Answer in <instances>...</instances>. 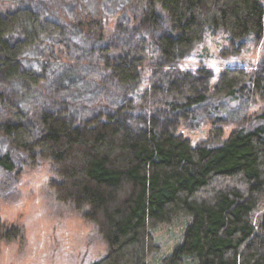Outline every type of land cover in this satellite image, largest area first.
Listing matches in <instances>:
<instances>
[{
	"label": "trees",
	"instance_id": "16d2710c",
	"mask_svg": "<svg viewBox=\"0 0 264 264\" xmlns=\"http://www.w3.org/2000/svg\"><path fill=\"white\" fill-rule=\"evenodd\" d=\"M14 1L15 7L0 13V142L8 148L0 155L1 172L16 168L11 150L31 164L50 161L58 178L49 184L57 199L94 223L108 244L93 264H148L161 250L153 230L183 216L188 223L179 241L158 264H264V212L258 213L264 197V112L227 137L215 127L217 144H193L142 112L151 90L137 89L145 69L185 56L208 25L225 28L233 39L263 36V4ZM106 3L117 7L118 33L112 37L103 21ZM132 48L135 55L125 51ZM185 83L190 80L180 85ZM245 85L263 96L264 63L248 74L226 69L206 92L229 103ZM187 90L181 95L185 108L205 107L206 92L192 96ZM34 91L40 103L32 116L31 108L12 106ZM21 235L20 228L6 229L0 217V240Z\"/></svg>",
	"mask_w": 264,
	"mask_h": 264
},
{
	"label": "rangeland",
	"instance_id": "374dc122",
	"mask_svg": "<svg viewBox=\"0 0 264 264\" xmlns=\"http://www.w3.org/2000/svg\"><path fill=\"white\" fill-rule=\"evenodd\" d=\"M259 1L264 6V0ZM14 2L0 0V13L15 7ZM116 8L106 3L108 16L103 21L108 37L118 33L119 21L114 15ZM127 26L134 28L129 23ZM135 49L125 51L135 55ZM37 55L34 54L32 59ZM263 63L264 35L257 37L252 33L233 39L225 28L208 25L203 37L185 56L173 63L143 71L137 89L151 91L140 108L160 127L172 126L193 144L207 140L217 144L214 138L217 131L213 129L221 127L223 137H227L233 129L248 125L252 120H246L251 115L264 112V94L255 96L251 87L245 85L237 89L236 101L225 103L206 89L214 87L226 69H242L248 74L256 72ZM188 72L190 83L181 86L180 82L187 81L183 74ZM171 82L179 84L178 89H169ZM187 88V95L206 92L205 107L183 106ZM21 98L19 95L15 100ZM24 98L13 102L12 106L17 110L31 108L28 112L32 116L31 110L40 103V98L35 91ZM173 103L182 107L174 108ZM7 149L6 142H0V155ZM11 151L16 158L15 170L9 175L0 170V217L6 229L14 231L20 228L22 235L11 241L0 240V264H93L104 257L108 244L96 225L70 205L60 202L50 187L49 181L58 178L51 162L40 159L38 163L31 164L25 155ZM263 212L264 197L258 208L259 214ZM183 217H176L153 230L156 242L161 246L159 256L170 252L179 241L188 223V219ZM159 256L153 255L148 264H158Z\"/></svg>",
	"mask_w": 264,
	"mask_h": 264
}]
</instances>
